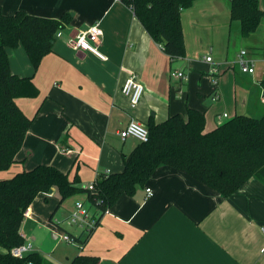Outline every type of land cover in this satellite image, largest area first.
<instances>
[{"label": "crops", "instance_id": "1", "mask_svg": "<svg viewBox=\"0 0 264 264\" xmlns=\"http://www.w3.org/2000/svg\"><path fill=\"white\" fill-rule=\"evenodd\" d=\"M260 4L264 9V0ZM0 7L8 14L72 15L37 69L22 44L8 47L13 72L33 75L39 93L17 99L32 124L16 161L0 170V179L48 164L87 187L107 170H123L125 154L140 142L120 135L133 118L145 125L161 123L196 108L205 113L208 131L238 114L264 110L263 63L251 74L237 61L243 48L264 59V19L254 34L242 36L227 0H196L183 10L186 52L177 58L122 0H0ZM97 21L106 59L70 44ZM174 70L187 77L173 76ZM132 73L145 87L134 108L122 91ZM78 202L98 214L87 206L86 192L63 202L56 187L36 196L21 226L32 251L44 248L55 264H70L78 254L97 256V264H264V182L257 177L226 197L189 172L162 164L145 185L123 193L101 214L90 235L69 220ZM64 234L77 244L58 253Z\"/></svg>", "mask_w": 264, "mask_h": 264}, {"label": "trees", "instance_id": "2", "mask_svg": "<svg viewBox=\"0 0 264 264\" xmlns=\"http://www.w3.org/2000/svg\"><path fill=\"white\" fill-rule=\"evenodd\" d=\"M122 1L134 10L154 40L172 58L185 55L182 12L196 0ZM227 1L232 20L240 23L242 36L254 34L264 19L260 0ZM71 18L69 14L57 19L24 10L8 14L0 7V170L10 168L16 161L32 124V117L22 110L17 99L39 93L33 75L13 72L8 47L22 44L37 69L43 57L53 50L57 31ZM261 84L264 88V79ZM146 126L149 140L140 141L125 154L122 171L101 173L95 190L80 185L77 176L72 179L68 173L48 164L0 179V264H55L38 251L22 257L11 252L26 242L21 226L28 207L40 192H49L53 187L58 189L61 202L86 192L89 208L98 213V224L101 214L123 193H135L162 164L189 172L226 197L252 177L264 182V113L261 116L238 114L206 131L205 113L189 108L186 116L177 113L161 123L150 122ZM98 261L97 256L78 254L70 264H97Z\"/></svg>", "mask_w": 264, "mask_h": 264}, {"label": "built area", "instance_id": "3", "mask_svg": "<svg viewBox=\"0 0 264 264\" xmlns=\"http://www.w3.org/2000/svg\"><path fill=\"white\" fill-rule=\"evenodd\" d=\"M58 35H61V32H58ZM104 35V30L99 21L91 24L87 29L79 32L75 35L71 40L70 44L76 49L88 50L95 53L98 57L102 59H106L107 55L100 50V44L102 41V37ZM207 61H212L213 57L211 55H207ZM238 63L240 65L241 70L244 73H255L257 69V64L261 61L264 65V59H257L249 53L248 49L243 48L238 53ZM213 71H216V68H212ZM173 76L186 78L187 75L183 71L174 70L171 72ZM122 91L125 95L128 96L130 100L131 107H137L140 103L145 87L144 84L141 83L135 73H132L130 77L125 81L122 87ZM218 95L215 96L217 98ZM227 113H224L223 116L227 117ZM120 135L123 139H126L129 136H134L140 141H148L149 140V129L148 127L137 119H132L128 125L120 131ZM110 173V171H106ZM88 188L95 190L96 189V180L90 182ZM148 195L151 196L153 194V189L151 187H147ZM98 218V214L91 213L89 209L85 208L84 204L78 202L76 205V209L73 210L69 216V220L71 223L79 224L89 232L91 229L96 227V221ZM264 229V227H263ZM63 238L66 241H72L74 237L69 234H64ZM32 251V243L25 242L22 243L12 249V254L15 256L22 257L26 253ZM264 251V247L262 248Z\"/></svg>", "mask_w": 264, "mask_h": 264}, {"label": "rangeland", "instance_id": "4", "mask_svg": "<svg viewBox=\"0 0 264 264\" xmlns=\"http://www.w3.org/2000/svg\"><path fill=\"white\" fill-rule=\"evenodd\" d=\"M252 52V51H251ZM252 54L253 55H251V56H253V57H255V58H260L261 56H258V55H256L255 53H253L252 52ZM264 113V110L261 112V113H256L255 115L256 116H261L262 114ZM87 204V206H89V203H86ZM92 210V209H91ZM66 217V216H65ZM61 241V245L60 246H58V253H62L63 252V250H64V248H65V246H75L76 244H77V241L73 238V240L71 241V242H66L64 239L63 240H60ZM26 242H29L28 240H26ZM42 252H45V249L44 248H42L41 249V254H43ZM44 255V254H43Z\"/></svg>", "mask_w": 264, "mask_h": 264}, {"label": "water", "instance_id": "5", "mask_svg": "<svg viewBox=\"0 0 264 264\" xmlns=\"http://www.w3.org/2000/svg\"><path fill=\"white\" fill-rule=\"evenodd\" d=\"M50 191H53V188Z\"/></svg>", "mask_w": 264, "mask_h": 264}]
</instances>
